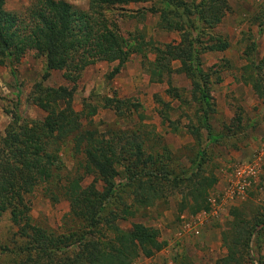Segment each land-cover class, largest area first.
<instances>
[{"label": "rangeland", "instance_id": "1", "mask_svg": "<svg viewBox=\"0 0 264 264\" xmlns=\"http://www.w3.org/2000/svg\"><path fill=\"white\" fill-rule=\"evenodd\" d=\"M62 1L81 9H87L89 4V0ZM181 1L192 5L200 2ZM32 2L5 0L3 10L16 18L21 28ZM225 3L224 14L215 25H208L196 11L190 14L195 19L190 33L200 51L199 66L208 74L207 81L199 78L201 86L205 84L208 91V107L199 99V92L193 88L179 58H170L160 77L151 73V61L158 55L156 48H167V43L181 41L182 30L170 26L171 17L179 19L172 12L175 8L164 9L163 0L118 2L104 8L111 30L141 41V50L119 64L118 70H114L117 59L97 60L72 71L69 76H75L74 80H68L66 73L56 68L44 79V86L74 88L70 105L79 113L82 129L93 118L101 131L112 125L137 131L144 140V152L154 154L155 163L145 165L140 172L145 178L138 184L148 182L159 197L156 195L149 201L137 199L136 192L125 186L128 181L123 164H117L119 189L101 215L112 218L122 230H130L138 223L152 234L149 241L152 242L144 244L151 254L139 247L130 264L182 261L215 264L229 253L245 264H264V227L252 236H247V231L240 236L235 234L240 217L252 220L255 214L261 217L264 213V0H226ZM223 40L229 41L227 47L208 49L209 45L219 46ZM45 64V56L29 48L18 59L0 65L1 136L18 113L25 118H41L47 113L39 100L44 98L49 103V97L35 92V82L43 74ZM111 71L115 74L109 77ZM94 95L128 97L137 107L126 108L125 116H120L113 108L100 106L96 114L89 115L84 102L97 103ZM206 111L209 130L201 120ZM71 137L58 149L59 166L65 176L62 182L52 175L27 194L30 224L53 233L56 240L61 239L56 241L59 246L73 229L79 228L84 230V240L88 236L106 242L115 233L101 219L98 227L103 232L89 234L85 231L90 228L84 217L87 214H69L67 188L62 185H71L82 175L78 200L86 195L98 196L96 190L103 191L105 187L97 173L83 174L82 168L78 169ZM128 157L124 153V163L132 161ZM198 163L202 164L200 168ZM161 164L170 171L169 175L184 174L193 180L182 189H176L173 183H158L154 177L147 181L145 171ZM70 191L71 188V194ZM10 217L9 210L0 215V264H23V250L34 231L16 224ZM198 220L202 224L199 234L194 235L185 224ZM245 240L246 247L240 245ZM79 247L68 245L57 251L58 256L72 255Z\"/></svg>", "mask_w": 264, "mask_h": 264}, {"label": "trees", "instance_id": "2", "mask_svg": "<svg viewBox=\"0 0 264 264\" xmlns=\"http://www.w3.org/2000/svg\"><path fill=\"white\" fill-rule=\"evenodd\" d=\"M4 1L0 0V65L7 63V60L18 59L29 48L37 49L39 54L45 56L46 64L43 74L35 82L37 87L35 92L40 95L45 93L49 97V103H45L44 98L39 100L42 107L47 110L43 117L25 118L18 113L16 120L7 126L4 136L0 135V215L9 210L13 222L34 231L32 239L26 245L27 248L23 250L25 252L23 264L25 262L30 264H130L132 257L139 253V247L147 249L144 244L149 245L152 242H149L152 234L148 233L147 227L138 223L133 224L130 230H122L112 218L101 215L119 189L116 181L120 173L116 168L117 164H123V174L128 181L127 185L120 184L136 192L137 199L149 201L156 195L159 197L154 187L148 182L143 181L138 184L139 180L145 178L140 175L145 165L155 163L154 154L152 151L144 152L142 147L144 140L140 138L141 135L139 136L137 131L114 125L101 131L99 124L93 118L89 120V126L82 129L79 113L70 105L74 88H69L67 85L44 86L43 82L53 68L63 70L68 80H74L75 76H69L72 71H78L86 63L97 60L117 59L118 65L114 70H118L119 64L128 59L132 53L141 50V41L137 38L131 40L111 30L104 17V8L107 9L111 4L118 2L140 0H89L87 9L77 8L62 0H33L27 9V19L21 28L16 18L3 10ZM225 2L226 0H200L199 3L192 5L181 0H163L164 9L175 8L172 12L179 19L171 17L170 26L182 30L181 41L178 44L167 43V48L157 47L158 55L151 61V73L153 76L160 77L169 59L179 58L186 74L192 80L193 88L199 92V99L206 106H209L208 91L205 84L201 86L199 78L207 81L208 74L199 66L200 51L196 46V38L190 33V28L195 26L193 21L195 19L190 14L196 11L208 25H215L224 14ZM221 42L219 46L209 45L208 49L215 50L229 45L228 40ZM64 69L68 71V74ZM114 74L115 71L109 72V77ZM94 97L97 103L84 102V107L89 108V115L96 114L100 106L113 108L120 116H125L126 108L130 110L137 107L136 103L128 97L122 98L116 95H94ZM207 111L201 120L209 130L211 128ZM70 135H72L71 147L78 169L81 167L83 174L97 173L101 176L100 179L105 183V187L103 191L96 190L98 196L86 195L78 200L76 195H79L77 189L82 175H79L71 185L65 187L62 185V188H67L65 197L70 201L69 214L76 216L79 213L87 214L84 217L88 220L87 225L90 228L85 231L89 234L103 232L98 227L101 219L115 233L106 242L88 236L84 240V230L79 228L73 229L59 246L56 241L61 239L56 240L53 233L38 225L30 224L31 217L27 212L30 204L27 194L52 175L58 177L59 183L65 178L61 173L58 149ZM124 153L132 159L131 163L130 161L128 164L124 163L122 158ZM201 156L199 155V158L202 160ZM201 165L198 163L197 168ZM169 172L167 167L161 164L157 167L152 166V169L146 170L144 174L148 175L147 181L154 177L158 183H173L176 189H182L193 180V177H186L179 173L169 175ZM184 172L185 170H182V173ZM136 180H138L137 183ZM146 183L148 185L144 186ZM109 212L114 213L112 210ZM112 215L114 217V214ZM261 215L258 217L255 214L252 220H244L240 217L236 221L238 228L235 234L240 236L247 231V236H252L260 232L264 227V213L262 212ZM247 243L245 240L240 245L246 247ZM71 244H78L80 247L72 255L59 257L57 251ZM145 253L150 255L151 250H146ZM176 264L193 263L182 261ZM215 264L245 263L229 253Z\"/></svg>", "mask_w": 264, "mask_h": 264}, {"label": "built area", "instance_id": "3", "mask_svg": "<svg viewBox=\"0 0 264 264\" xmlns=\"http://www.w3.org/2000/svg\"><path fill=\"white\" fill-rule=\"evenodd\" d=\"M201 224H202V221H199V220H198V222L193 221V223H191L189 221V222H186L185 226L188 228V230L193 232L194 235H198L199 234V226Z\"/></svg>", "mask_w": 264, "mask_h": 264}]
</instances>
